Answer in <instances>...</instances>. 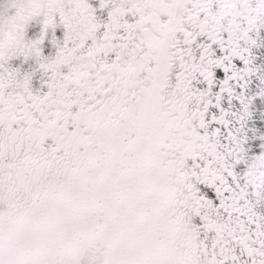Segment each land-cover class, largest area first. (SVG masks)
I'll return each instance as SVG.
<instances>
[{
    "label": "snow or ice",
    "instance_id": "1",
    "mask_svg": "<svg viewBox=\"0 0 264 264\" xmlns=\"http://www.w3.org/2000/svg\"><path fill=\"white\" fill-rule=\"evenodd\" d=\"M0 264H264V0H0Z\"/></svg>",
    "mask_w": 264,
    "mask_h": 264
}]
</instances>
